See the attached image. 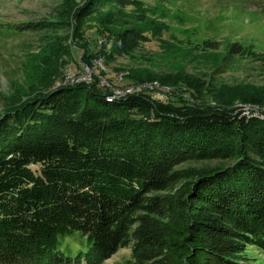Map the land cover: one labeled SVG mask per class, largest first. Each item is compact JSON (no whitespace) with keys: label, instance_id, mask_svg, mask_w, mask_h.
<instances>
[{"label":"trees","instance_id":"1","mask_svg":"<svg viewBox=\"0 0 264 264\" xmlns=\"http://www.w3.org/2000/svg\"><path fill=\"white\" fill-rule=\"evenodd\" d=\"M163 26L142 0H63L45 20L0 23L42 33L4 70L0 264H104L121 249L132 257L118 264H256L264 84L216 80L232 49L184 50ZM71 41L92 78L67 79ZM114 62L125 88L101 79ZM116 89L133 91L108 101Z\"/></svg>","mask_w":264,"mask_h":264},{"label":"rangeland","instance_id":"2","mask_svg":"<svg viewBox=\"0 0 264 264\" xmlns=\"http://www.w3.org/2000/svg\"><path fill=\"white\" fill-rule=\"evenodd\" d=\"M62 1L0 0V23L45 20L46 16L55 13L56 6L58 7ZM142 1L148 7L150 15L165 24L163 26L165 29L162 31L164 40L181 44L184 50L193 49L194 52L199 51L198 48L201 47L209 49V52L224 49L228 51L229 47L232 49L233 57L215 75L216 80L222 78L230 84L242 81L256 85L264 84V0ZM91 34L89 30L88 36L91 37ZM41 35L40 32H26L20 35L0 33V93H6L9 86L8 79L4 75L6 66L20 69L18 66L29 60L33 52L37 53L40 50ZM159 43L155 40L147 43V49L161 51L162 47ZM69 47L70 53L61 54L59 58V61L66 62L68 67L65 72L68 74L67 79L73 82L92 78L94 68L82 58L81 46L71 41ZM95 64L102 69L104 67V63L99 59ZM117 65L114 62L107 66L109 67L107 74L101 79L105 83L125 88L121 75H117L115 71ZM192 65L196 64L192 63L187 68L194 72ZM195 68H199L202 73L210 72L205 66ZM156 92L161 93L159 89ZM158 97L167 99L166 94H158ZM248 252L252 262L264 264V250L249 247ZM131 257L130 249H121L104 264H118Z\"/></svg>","mask_w":264,"mask_h":264},{"label":"water","instance_id":"3","mask_svg":"<svg viewBox=\"0 0 264 264\" xmlns=\"http://www.w3.org/2000/svg\"><path fill=\"white\" fill-rule=\"evenodd\" d=\"M110 96H112V95L107 96V98H109ZM243 108H244V110H245V114H246V115H249V114H251L252 112H254V113H257V112H258V114H255V115H257V117L261 115V114L259 113L258 107H255V106H253V105H245ZM260 117H264V116L261 115Z\"/></svg>","mask_w":264,"mask_h":264},{"label":"built area","instance_id":"4","mask_svg":"<svg viewBox=\"0 0 264 264\" xmlns=\"http://www.w3.org/2000/svg\"><path fill=\"white\" fill-rule=\"evenodd\" d=\"M133 91L132 89H116L115 90V94H113L112 96H110L107 100L108 101H112L114 98L124 95L126 92H131Z\"/></svg>","mask_w":264,"mask_h":264}]
</instances>
